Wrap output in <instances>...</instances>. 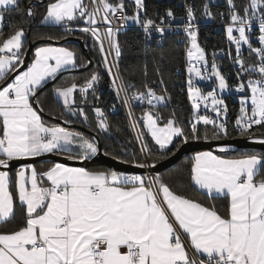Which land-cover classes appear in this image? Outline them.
I'll use <instances>...</instances> for the list:
<instances>
[{
	"label": "snow or ice",
	"instance_id": "obj_1",
	"mask_svg": "<svg viewBox=\"0 0 264 264\" xmlns=\"http://www.w3.org/2000/svg\"><path fill=\"white\" fill-rule=\"evenodd\" d=\"M132 2L135 10L128 15L125 0L115 4L110 0H51L41 23L68 28L69 22L82 20L86 26L79 30L94 40L117 96L123 93V103L129 109L133 101H146L151 106L131 124L143 162L138 158L121 162L141 169L154 168L190 140L228 137V107L218 94L229 84L215 53L210 62L198 42L195 5L186 4L185 16L176 17L168 8L166 17L187 20L177 27L189 41L186 85L193 119L188 132L173 118L164 120L155 111L156 103L167 98V89L158 95L145 84L144 91L129 95L134 85L119 76L120 28L132 21L150 37L152 32L163 34L172 26L165 23V16L159 17V23L149 17L145 0ZM28 3L26 14L33 17L34 6L31 0ZM227 4L230 23L226 35L235 45L234 64L240 66L237 76L249 74L236 87L242 95L235 126L240 137L264 143V131H259L264 129V0H248L243 14L234 0H227ZM202 8L203 15L213 16L207 0ZM12 9L24 12L19 0H0V23ZM116 20L121 24L116 25ZM255 21L259 22L258 47L251 40ZM25 39L23 26H13L12 34L0 40V81L4 82L0 86V224L15 216L17 202L25 209L19 227L0 232V264H264V178L257 179L264 172V153L230 157V146L221 145L220 154L197 151L191 157V181L208 198L226 201L224 215L215 204L206 205L177 192L158 173L88 170L56 162L44 171L24 163L13 174L11 165L17 161L53 153H67L69 160L87 161L101 151L96 137L45 123L44 108L37 96L62 71L86 68L91 61L78 64L77 53L70 48L45 45L35 48L33 60L25 67ZM244 45L250 54H255L256 62L246 63L242 58ZM194 78L215 79L217 83L205 93ZM99 80V73L94 71L82 85L73 81L69 86L56 87L53 93L71 116L87 121L84 107H73L74 93L78 91L86 98L91 89L95 95ZM201 102L205 108L210 102L215 117L199 113ZM92 111L96 127L109 131L112 125L104 111L100 107ZM128 114L133 116L131 111ZM201 123L206 129L212 126L211 136L207 130L201 136ZM148 138L158 146L157 151L149 146ZM74 149L76 154L72 155Z\"/></svg>",
	"mask_w": 264,
	"mask_h": 264
},
{
	"label": "trees",
	"instance_id": "obj_2",
	"mask_svg": "<svg viewBox=\"0 0 264 264\" xmlns=\"http://www.w3.org/2000/svg\"><path fill=\"white\" fill-rule=\"evenodd\" d=\"M178 1L179 0H145L146 13L149 17L156 19V21H159L160 16L166 17V9L168 8L173 10L176 17L181 16L182 12L178 6ZM50 2L51 0H31L32 5L34 6L35 16L29 17L26 14V10L29 6L28 0H19V7L23 9L24 12L21 13L12 9L8 13L4 14V19L7 23L0 31V40L5 39L12 34L13 26H23L25 30V52L27 51L30 43L41 39L61 40L69 36H79L83 38L88 48V52L94 60L93 66L83 72L68 73L62 76L54 85L45 89L38 96L44 108V112L53 117L69 121L71 123L80 124L89 130L96 132L102 140L104 152L108 155L120 157V160H132L134 158H138L141 161L139 149L133 139L134 137L130 129L127 116L123 110L117 112L116 114L109 113V122L112 127L109 131L104 132L96 127L95 114L92 111V107H86L85 112L88 114L89 118L87 121H84L80 118L71 116L62 106V102L54 96L53 90L56 87L69 86L73 81L82 85L85 79L89 78L95 71L100 75V80L95 85V90L100 92L99 107H104L108 110V107L113 103V96L107 91L110 78L104 69L101 54L99 53L94 40L78 29L69 31L60 29L57 25L41 23L46 12V6ZM110 2L115 4L117 3V0H110ZM127 5L130 6L129 13H132L134 10L133 3L131 4L127 0ZM118 39L121 45L119 69L122 78L129 84L134 85V87L129 88L128 92L132 93L136 90H143L145 89V84L153 87L158 95L163 94L164 89H167V98L164 100V103H157L155 111L158 112L164 120L173 118L177 125L183 127L187 133L190 128L189 120L193 113V109L187 92L182 90L180 85V78L182 75L176 72V68L184 64L185 50L189 45V42L181 41L177 35L167 33L160 46L147 45L143 32L137 27H130L126 30L120 28ZM221 41H223V36L215 32V30L211 27L201 28L198 36V42L204 48L208 49L213 43ZM45 44L48 43H41L36 47ZM64 45H67L71 50L77 53L79 64H83L88 61L87 56L78 42L69 41ZM34 50L32 52L30 62L34 58ZM161 79L163 80L162 84L159 82ZM1 83H3V81H0V84ZM150 108L151 107H146L142 104L133 103V109L137 119L142 117L143 113L150 110ZM43 120L49 125L59 124L45 117H43ZM68 128L70 130L82 132L89 138L93 137L91 134L73 126H69ZM117 129H119V131ZM199 129L201 136H203L206 130L209 133V136H211V132L213 130L210 125L207 126V129L205 126H199ZM253 131H257V129L254 128ZM259 131H264V129H260ZM238 136V131H228L227 138H234ZM129 140H132L131 144L128 143ZM147 142L154 151H157L158 146H155L154 142L150 138H148ZM176 142L179 143V140ZM125 152L127 153L126 155H124ZM195 153L196 152L184 155L176 164L160 173V175L163 177L165 182H167L177 192L184 193L197 201L205 203L206 205L215 204L221 214L224 215L223 206L226 201L208 198L204 192L198 190V187L195 186L194 182L190 179V167L192 162L191 157ZM244 153H264V150L239 149L237 151H229V156L239 157ZM61 154L68 155L67 153ZM71 154L74 155L73 153ZM53 163L56 162L52 160H43L35 163V165L38 170L44 171ZM90 168L114 170L103 165H94ZM16 169L17 168L11 169L13 174ZM260 178H264V172H262L261 176L257 177V179ZM14 179L15 177L13 175V180ZM13 191L15 194L14 187ZM24 211L25 209L20 206L19 202H17L15 206V216L9 222L0 224V232L13 231L19 227L23 222L22 213Z\"/></svg>",
	"mask_w": 264,
	"mask_h": 264
},
{
	"label": "built area",
	"instance_id": "obj_3",
	"mask_svg": "<svg viewBox=\"0 0 264 264\" xmlns=\"http://www.w3.org/2000/svg\"><path fill=\"white\" fill-rule=\"evenodd\" d=\"M128 1L131 4L133 3L132 0H128ZM86 2H89V0H86ZM207 2L209 4L210 10L213 13V16H211V17L203 15L202 5L205 3V0H179L178 6L180 7L181 12H182L181 16H185L186 15L185 14L186 4H194L195 5L197 19L194 21V23L198 29V36H199V32H200L201 28H206V27H211L213 30H215V32H217L223 36V41L213 43L212 46H210L208 49L204 48L203 46L202 47L206 50L207 58L210 62L212 60L213 53H215L216 62L220 68V71L223 75H225V77L227 79V82L229 84V88H228L229 94L227 97H224V96H222L221 92H219L218 98H222L228 107V113H227L228 131H230V130L237 131L236 126H235V120L237 118V115L239 114V109H240L239 99H240V96L242 95V93L238 92L236 90V87L238 86V84L241 81H246L248 79L249 74H243L239 78L237 76V72L239 71L240 66L237 64H234V59L236 56L235 45L228 41L227 35H226V26L228 23H230V19L228 16L229 6L227 4V0H207ZM234 2L236 4L237 9L241 10V14H243L242 13L243 6L248 3V0L247 1L234 0ZM125 4L127 6L126 7L127 14L132 15L134 10H135L134 3H133L134 10L132 13H129L130 6L127 5V0H125ZM221 13H223V15H221ZM257 14L259 15V13H257ZM181 16H178V17H181ZM142 18H143V13H142ZM159 22H160V20L157 21V23H159ZM186 22H187L186 18H185V20H180V19L173 20L172 18H168V17L166 18L165 17V23L171 24L172 26L166 28V31L163 34L152 32L150 37H148L144 33L142 26L139 24H136L135 22H133L131 24L128 21V22L123 24L121 29L126 30L130 27H137L143 32L145 42L147 45L160 46L162 44L163 38L165 37V35L167 33L177 35L179 40H181V41L189 42L188 38H187L186 34L183 32L182 28L177 27L178 25H181V24L186 23ZM6 23H7V21L5 19H3L2 23H0V28L2 29ZM114 23L116 25L121 24V22L119 20L114 21ZM58 26L60 29H63V30H68V28H71L72 30H77V29L79 30L80 28H82L86 25L82 20H77L74 22H69L68 28H66L63 25H58ZM258 35H259V22L255 21L254 22V35H252V37H251V40L253 42L254 47L259 46L258 40L256 39V37ZM221 50H223V51H221ZM229 51H231V55H229ZM241 51H242V58L245 60L246 63H254L257 61V57L255 56V54H250L246 45H244L242 47ZM109 59H111V57H109ZM114 71H115V69H114ZM176 72L178 74L182 75L180 78V85L182 87V90L187 92L186 81L188 79L189 74L186 71V50H185L184 64L182 66L177 67ZM119 76L122 77L120 69H119ZM109 78H110V82H109L107 91L109 94H111L113 96V103L108 107L109 111L104 107H100V108L104 111L105 115L108 117V120H109V113L110 114H116L117 112L123 110L127 116L133 137H135L136 130L131 127L133 118H136V115H135V112L133 109V103L142 104L146 107H151V106H149L146 101H144V102L133 101L131 103V109H129V107L123 103V93H121V95L119 97L117 96L116 90L112 86V83H111L112 77L109 76ZM253 78H258V76H253ZM194 79H196L197 85L205 93L207 91H210L211 88L213 86H215L217 83L215 79L207 80V81H201L198 78H194ZM144 90L145 89L139 90V91H144ZM129 95H131V93H129ZM157 103H156V105H157ZM129 111L132 112V114H133L132 117L129 116V114H128ZM199 113L201 115L207 114L209 116L215 117V113L211 109L210 102H209V106L207 108L204 107V102H201V108L199 109ZM192 119H193V113H192L190 120H189V126H190V121ZM200 126H204V125L201 123ZM136 145L139 149L140 146L137 142H136ZM140 156H141V162H143V155L141 153H140ZM147 164L151 165L152 161L148 160ZM131 174H134V173H131ZM155 174H157V172L152 171V168H145V172L142 175H155ZM158 174H160V173H158Z\"/></svg>",
	"mask_w": 264,
	"mask_h": 264
},
{
	"label": "water",
	"instance_id": "obj_4",
	"mask_svg": "<svg viewBox=\"0 0 264 264\" xmlns=\"http://www.w3.org/2000/svg\"><path fill=\"white\" fill-rule=\"evenodd\" d=\"M44 1H46V0H44ZM69 41H75L81 45L85 55L88 58V61L89 60L91 61V64H89L86 68H77V69H69V70L62 71L61 73H59L57 75V78L55 80H50L42 89H40L37 93V96H39L45 89L54 85L62 76L66 75L68 73L83 72V71L90 69L93 66L94 60L92 59V57L90 56V54L88 52V48L85 44V40L79 36H69V37L63 38L61 40L41 39V40H38L36 42L30 43V45L26 51L25 57H24V59H25V65L24 66L26 67L30 63V60L32 58V52L37 45H40L41 43L63 45ZM3 83H1L0 86H2ZM221 94H222V96L227 97L229 94L228 89L221 92ZM42 116L47 118V119L53 120V121L65 126V127L73 126L75 128H78L84 132L91 134L93 137H96L101 144L100 154L96 157H93V158L87 160V161L69 160V159H67V155H64L61 153H59V154H56V153L45 154L43 157H40V158H34L31 160H27V161L14 162L11 165V169L18 168L24 163L35 164V163L43 161V160H52L55 162H60V163L68 164V165H74V166H81V167H85V168H90L91 166H94V165H103V166H107V167L114 169V170H117V171L128 172L129 174H131V173L143 174L145 172V168L141 169V168L136 167L133 164L123 163V162H121L120 159H115V157L110 156L108 154H105L102 140L96 132L91 131L88 128H86L80 124H77V123H71V122L65 123V120L53 117L49 114H46L45 112L42 114ZM221 145H229L230 146L229 151H237L239 149L264 150V143H260L258 140H250L246 137H240V136L234 137V138L221 139V140H210V139H208V140H204V139L190 140L187 144L182 145L180 150L178 152H176L175 155L169 156L168 160L162 161L159 164H157L154 168H152V171L157 172V173H162L163 171L169 169L171 166L176 164L184 155H186L188 153H193V152H197V151H204V150H209V151H214V152L219 153V148Z\"/></svg>",
	"mask_w": 264,
	"mask_h": 264
},
{
	"label": "crops",
	"instance_id": "obj_5",
	"mask_svg": "<svg viewBox=\"0 0 264 264\" xmlns=\"http://www.w3.org/2000/svg\"><path fill=\"white\" fill-rule=\"evenodd\" d=\"M3 19H4V17H3ZM45 24H48V25H54V24H51V23H45ZM58 26V25H57ZM0 31H1V28H0ZM25 36H26V33H25ZM45 45H53V46H60V47H68L67 45H55V44H45ZM45 45H41V46H45ZM69 48V47H68ZM31 63V62H30ZM77 63H78V61H77ZM79 64V63H78ZM67 70V69H66ZM91 92H92V90L90 89L89 90V92H88V95H87V97L86 98H84V97H82L81 96V94L77 91L76 93H74V97H75V101H76V103L73 105V107H75V108H79V107H84V109L86 110V107H87V99H88V96L91 94ZM82 101H83V103H82ZM34 107H35V105H34ZM80 119H82L83 120V118L81 117ZM61 125V124H60ZM61 126H63V125H61ZM65 127V126H64ZM204 151H209V150H204ZM212 152H214V151H212ZM74 155L76 154V151H75V149L73 150V152H72ZM214 153H216V154H219V153H217V152H214ZM35 165V164H34ZM66 165H68V164H66ZM36 166V165H35ZM68 166H73V167H81V166H74V165H68ZM88 170H104V169H95V168H87ZM198 187V186H197Z\"/></svg>",
	"mask_w": 264,
	"mask_h": 264
},
{
	"label": "rangeland",
	"instance_id": "obj_6",
	"mask_svg": "<svg viewBox=\"0 0 264 264\" xmlns=\"http://www.w3.org/2000/svg\"><path fill=\"white\" fill-rule=\"evenodd\" d=\"M129 22L131 24L133 23L132 21H129ZM67 70H69V69H67ZM99 97H100V92L99 91L95 90V95H93V92H91V94L88 96V99H87V106H90L92 108L93 107H99ZM159 103H164V101H161Z\"/></svg>",
	"mask_w": 264,
	"mask_h": 264
}]
</instances>
